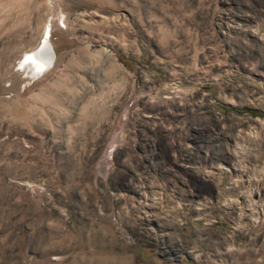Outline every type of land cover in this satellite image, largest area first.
Here are the masks:
<instances>
[{"label":"rangeland","instance_id":"1","mask_svg":"<svg viewBox=\"0 0 264 264\" xmlns=\"http://www.w3.org/2000/svg\"><path fill=\"white\" fill-rule=\"evenodd\" d=\"M0 264H264V0H0Z\"/></svg>","mask_w":264,"mask_h":264},{"label":"bare ground","instance_id":"2","mask_svg":"<svg viewBox=\"0 0 264 264\" xmlns=\"http://www.w3.org/2000/svg\"><path fill=\"white\" fill-rule=\"evenodd\" d=\"M47 36H45L44 42L39 44L40 46L25 52L20 60L23 70L29 68V71H26L28 76L43 74L54 64L55 53L51 43L46 39Z\"/></svg>","mask_w":264,"mask_h":264},{"label":"built area","instance_id":"3","mask_svg":"<svg viewBox=\"0 0 264 264\" xmlns=\"http://www.w3.org/2000/svg\"><path fill=\"white\" fill-rule=\"evenodd\" d=\"M216 171L219 172L221 176H223V172L226 171V167H225V166H218V169H217ZM207 177H208V174H207V176L204 177L207 181L211 180V179H208ZM218 181H221V180H218ZM224 186H225V188L223 189L224 191H227V190H229V189L232 188V186H230V185H226V184H225ZM218 199H219V198H215L214 201L217 202ZM206 201H207V200H206ZM222 205L225 206L224 203H222ZM191 211L193 212V214H192V213H189L188 216L191 218V220H195V221H197V220L199 219V216L195 215V213H194L193 210H191ZM225 214H226V212L223 211V215H225ZM214 221H216V220H214ZM189 225L193 226V224H192L191 221H190ZM185 228H187V226H186ZM233 228H234V227H233ZM234 229H235V228H234Z\"/></svg>","mask_w":264,"mask_h":264}]
</instances>
